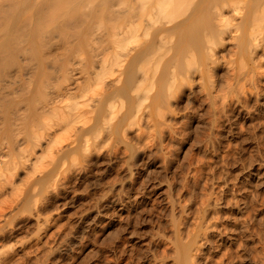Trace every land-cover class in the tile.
<instances>
[{
  "label": "rangeland",
  "instance_id": "374dc122",
  "mask_svg": "<svg viewBox=\"0 0 264 264\" xmlns=\"http://www.w3.org/2000/svg\"><path fill=\"white\" fill-rule=\"evenodd\" d=\"M78 1L0 62V264H264V0H218L180 66L199 0Z\"/></svg>",
  "mask_w": 264,
  "mask_h": 264
},
{
  "label": "bare ground",
  "instance_id": "6f19581e",
  "mask_svg": "<svg viewBox=\"0 0 264 264\" xmlns=\"http://www.w3.org/2000/svg\"><path fill=\"white\" fill-rule=\"evenodd\" d=\"M37 1V0H36ZM53 2V0H50V2ZM62 1V0H61ZM68 1V0H67ZM73 0H70V2L68 3L70 6H78L77 4L76 5H74L73 4V2H72ZM82 2L84 1V0H81ZM81 1H78V3H80ZM128 1L129 0H123V2L126 4V3H128ZM131 1H133V0H131ZM130 1V2H131ZM192 1V0H191ZM194 1V0H193ZM48 2V1H47ZM50 2H49V5H50ZM52 2H51V4H52ZM60 1H56V4H55V2H53V4L55 5H53V8H56L57 6L56 5H58V7H60L59 6V4L61 5L63 2L65 3V0H63L61 3H59ZM81 2V3H82ZM85 2V1H84ZM111 2H115L114 0L113 1H111ZM184 2H186L185 4H184ZM219 2H220V0H219ZM59 3V4H58ZM89 3V2H88ZM87 3V4H88ZM122 3V2H121ZM136 6H137V11L136 12H138L139 10L141 11V15H143V16H146V17H148L149 19H152V20H154L153 18H158L157 16H159L160 17V15H163V17L164 16H167V15H173V13H174V11H173V9H172V7L174 8V5H176L177 6V4H179L180 5V7H182L181 5H183L184 4V7H185V9L188 7V9L190 8V6H187V5H190L191 3L190 2H188V0L186 1V0H136ZM140 5H139V4ZM183 3V4H182ZM238 3V2H237ZM42 4V3H41ZM41 4H40V6H39V4L37 3V2H35V0H0V31L2 32V34L3 35H5L6 36V38L4 39V41L3 42H0V62L2 61V59H3V57L5 56V54H7V56L10 54L11 55V52H12V50L14 49V50H16L15 48H19L18 46H20V45H17V44H20L19 43V41H17V39L19 40V39H21V38H26L27 39V35H28V31L27 30H29L30 29V26H29V28H28V23L29 24H31L30 23V19H31V17H29V13H30V11L32 10V11H34V13L36 12L37 13V17H38V14L40 15V13H41V10L44 8L45 9V7L42 5L41 6ZM67 6H68V4H67V2L65 3ZM65 4H63V5H65ZM73 4V5H72ZM131 4H132V2H131ZM134 4V3H133ZM216 4L218 5V0H199V2H198V4L194 7V9H193V12L191 13V15H190V17H188L185 21H183L180 25H178L179 27H178V29H177V42H176V50H175V56H174V58L172 59V60H174V63H177V65L178 66H180V63L182 62V59L183 58H187L185 55H186V53H188L189 51H192L193 49L194 50H199V51H202V50H204L205 49V46H206V44H208L207 42L209 41V39H211L216 33H215V30H214V25H213V18H214V13H213V9H215V8H213L214 6H216ZM220 4L222 5V3L220 2ZM219 4V5H220ZM46 5V4H45ZM63 5H61V6H63ZM65 5V6H66ZM111 5H113V4H111ZM124 5V4H123ZM128 5V4H127ZM126 5V6H127ZM192 5V4H191ZM254 5V4H253ZM51 6V5H50ZM67 6H66V8H67ZM80 6V5H79ZM82 6V5H81ZM194 6V5H193ZM58 7L56 8V9H58ZM128 7V6H127ZM61 8V10H62V8L63 7H60ZM76 8V7H75ZM75 8L74 9H69V10H71V11H76L75 10ZM129 8V7H128ZM130 8H131V6H130ZM129 8V9H130ZM255 8V7H254ZM43 9V10H44ZM56 9H55V11H56ZM64 9V8H63ZM79 9V8H78ZM80 9H81V7H80ZM185 9H184V11H183V14L184 13H186L187 11H188V9H187V11L185 12ZM67 10H68V8H67ZM108 10V9H107ZM126 10H128V9H126ZM125 10V11H126ZM134 10V9H133ZM179 10V9H178ZM183 10V9H182ZM218 11H219V9H217ZM49 11H51V10H49ZM60 11V10H59ZM221 12H222V10H220ZM57 13H58V11H56ZM55 12V13H56ZM65 12V11H64ZM64 12L62 13V14H64ZM69 12V11H68ZM51 13V12H50ZM73 13V12H72ZM128 13H129V11H128ZM132 13H133V11H132ZM59 14H61L60 12H59ZM131 14V13H130ZM137 14V13H136ZM220 14H223V13H220ZM36 15V14H35ZM45 14L43 13V14H41V19H43V16H44ZM50 15V14H49ZM48 15V16H49ZM140 15V16H141ZM171 15V16H172ZM64 16V15H63ZM66 16V15H65ZM64 16V17H65ZM68 16V15H67ZM69 16H71L70 14H69ZM133 16V15H132ZM138 16H139V13H138ZM139 16V17H140ZM51 17V16H50ZM49 17V18H50ZM128 17V16H127ZM134 17V16H133ZM136 17H137V15H136ZM170 17V16H169ZM174 17V16H173ZM11 18L13 19H18V18H20L18 21L17 20H12L13 22H9L10 20H11ZM46 18H47V16H46ZM76 18V17H75ZM80 18V17H79ZM143 18H145V17H143ZM29 19V20H28ZM41 19H39V20H41ZM45 19V18H44ZM129 19V18H128ZM167 19V18H166ZM170 19H174V18H170ZM221 19H223V15H222V18ZM132 20V19H131ZM133 20H134V18H133ZM161 20V19H160ZM17 22V23H14V22ZM27 21V22H26ZM42 21V20H41ZM41 21H40V23H41ZM138 21V20H137ZM167 21V20H166ZM171 21H173V20H168L167 22L168 23H170ZM155 22V21H154ZM157 23H158V21H156ZM166 22V23H167ZM130 23H133V24H135L136 22H132V21H130L129 22V25H131ZM138 23H140V22H138ZM164 22L162 21V23L161 24H163ZM166 23L165 24H163L162 25V27L160 28V32H158V34H160V35H163L162 34V32L164 33V31L165 30H171L172 28H173V26L172 27H167L166 26ZM167 23V24H168ZM222 23H223V21H222ZM43 24V23H42ZM68 24V23H67ZM132 24V25H133ZM159 24V23H158ZM224 24V23H223ZM226 24V23H225ZM224 24V26H229V25H225ZM37 25H39V24H37ZM131 25V26H132ZM69 26V25H68ZM131 26H128V30L126 29V33H128V34H131L132 32V29H129ZM35 27V26H34ZM37 27V26H36ZM35 27V28H36ZM41 27V28H40ZM44 27V26H43ZM42 27V25L41 26H38V28H36V29H42L43 28ZM47 27V26H46ZM49 27V26H48ZM47 27V28H48ZM137 27V26H136ZM47 28H46V30H47ZM126 28H127V26H126ZM132 28V27H131ZM158 28V27H157ZM174 29H175V27H174ZM43 30H44V28H43ZM173 30V29H172ZM29 31H31V30H29ZM155 31V33H156V30H154ZM224 30H221V33H220V31H216V32H219L220 33V35L222 34V32H223ZM41 32V31H40ZM40 32H38L39 34H40ZM165 32H168L169 33V35H171L170 34V31H165ZM172 33H174V32H172ZM38 34V35H39ZM41 34H42V32H41ZM134 35V34H133ZM164 35H167V33H165ZM163 35V36H164ZM4 36V37H5ZM40 36V35H39ZM42 36H43V34H42ZM154 36V35H153ZM163 36H160V37H158L159 39H161L162 41H164V42H161V43H163V45L164 44H166L167 42L166 41H168V39L167 38H170V37H163ZM172 37H173V35H171ZM138 37V36H137ZM171 37V38H172ZM155 38V37H154ZM157 38V39H158ZM218 38V37H217ZM220 36H219V39L218 40H220ZM165 39H167V40H165ZM213 39H215V37H213L211 40H210V42H213V43H215L214 42V40ZM217 40V39H216ZM44 41V40H43ZM158 42V41H157ZM219 42V41H218ZM160 43V42H159ZM212 44V43H211ZM216 44V43H215ZM161 45V44H160ZM44 46H45V44H44ZM157 46V45H156ZM159 46V45H158ZM215 47V46H214ZM211 49V48H210ZM13 50V51H14ZM192 54V53H191ZM141 56V54L138 56L137 55V57H140ZM192 57V56H191ZM193 58V57H192ZM188 59V58H187ZM3 61H5L4 59H3ZM187 61V60H186ZM193 61V60H192ZM194 61H195V59H194ZM179 63V64H178ZM194 63V62H193ZM182 65V64H181ZM186 65H188V64H186ZM191 68V67H190ZM152 73V72H151ZM180 73V72H179ZM143 74H145V73H143ZM173 74V73H172ZM170 76H171V73H170ZM174 76H175V74H174ZM131 77H133V76H131ZM145 78H146V76H144ZM173 77V76H172ZM171 77V78H172ZM177 79V78H176ZM144 80V79H143ZM169 80V79H168ZM145 81V80H144ZM151 81V80H150ZM173 81H175V78L173 79ZM172 81V82H173ZM170 82V81H169ZM168 82V83H169ZM137 83V82H136ZM151 83H152V81H151ZM163 83H165V81L163 82ZM166 84V83H165ZM170 84H171V82H170ZM172 85V84H171ZM174 85V84H173ZM139 86V85H138ZM140 87V86H139ZM136 90H138V89H136ZM171 90V89H170ZM125 91V90H124ZM158 96V95H157ZM157 96H155V99H153V100H156V97ZM161 96H162V94H161ZM160 96V98H162ZM141 97H142V95H141ZM164 97V96H163ZM158 99V98H157ZM164 99V98H163ZM158 109V108H157ZM14 169H15V167H13ZM12 170V169H11ZM11 174H12V172H10ZM11 174H9V175H11ZM185 254V253H184ZM185 257V256H184ZM187 258H185V260H186Z\"/></svg>",
  "mask_w": 264,
  "mask_h": 264
}]
</instances>
